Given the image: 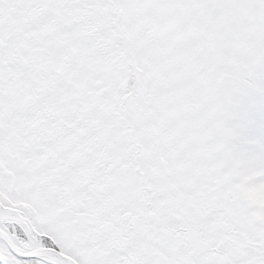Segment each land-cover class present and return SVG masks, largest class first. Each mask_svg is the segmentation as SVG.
Instances as JSON below:
<instances>
[{
    "label": "snow or ice",
    "instance_id": "6c2138e0",
    "mask_svg": "<svg viewBox=\"0 0 264 264\" xmlns=\"http://www.w3.org/2000/svg\"><path fill=\"white\" fill-rule=\"evenodd\" d=\"M264 0H0V264H264Z\"/></svg>",
    "mask_w": 264,
    "mask_h": 264
},
{
    "label": "rangeland",
    "instance_id": "374dc122",
    "mask_svg": "<svg viewBox=\"0 0 264 264\" xmlns=\"http://www.w3.org/2000/svg\"><path fill=\"white\" fill-rule=\"evenodd\" d=\"M246 134L253 139L264 141V98H258L254 106L247 110ZM249 203L255 207L258 215H264V185H252L243 188Z\"/></svg>",
    "mask_w": 264,
    "mask_h": 264
}]
</instances>
